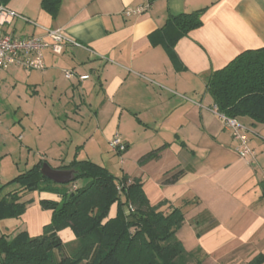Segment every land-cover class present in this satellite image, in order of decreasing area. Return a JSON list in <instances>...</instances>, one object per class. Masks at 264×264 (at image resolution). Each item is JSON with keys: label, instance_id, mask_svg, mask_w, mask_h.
Instances as JSON below:
<instances>
[{"label": "crops", "instance_id": "crops-1", "mask_svg": "<svg viewBox=\"0 0 264 264\" xmlns=\"http://www.w3.org/2000/svg\"><path fill=\"white\" fill-rule=\"evenodd\" d=\"M40 2L9 0L6 6L19 16L4 30L46 38L47 28H59L83 47L69 44L61 54L45 50L44 69L23 76L19 66L0 70V84L23 82L31 97L42 95L52 117V130L44 135L49 142L72 143L71 131L89 118L92 131L78 130L73 155L78 159L87 144L120 137L130 159L122 174L141 181L150 204L166 201L165 212L182 206L176 236L186 251L200 248L207 264H264V123L238 118L254 153L251 160L241 158L206 89L210 72L244 50L264 47V0H61L55 17ZM145 5L140 14L123 13L126 6ZM197 10L201 25L178 39L172 54L153 38L169 15ZM64 70L75 75L67 79ZM21 113L33 117L31 110ZM23 120L19 141L30 132ZM36 126L45 131L42 123ZM155 149L156 157L141 160ZM64 154L59 151L54 169L71 161ZM177 171L183 174L175 182L164 183ZM41 198L60 200L33 191L27 206L41 209ZM115 212L113 204L108 217ZM38 213L41 224L50 222L51 211ZM58 235L75 243L69 227Z\"/></svg>", "mask_w": 264, "mask_h": 264}, {"label": "trees", "instance_id": "trees-1", "mask_svg": "<svg viewBox=\"0 0 264 264\" xmlns=\"http://www.w3.org/2000/svg\"><path fill=\"white\" fill-rule=\"evenodd\" d=\"M8 1L0 0V4ZM60 3L41 0L40 5L55 17ZM200 13L169 15L153 38L158 36L172 54L175 42L201 25ZM206 89L217 112L264 123V47L244 50L210 72ZM159 150L148 152L141 160L156 157ZM43 162L39 160L0 188V220L21 214L32 203V199L21 200L25 191L50 192L60 200L39 199L40 207L51 211L42 233L30 236L20 230L10 239L0 237V264H186L202 254L200 248L186 251L176 236L183 222L182 206L165 212L166 201L150 204L139 179L129 181L125 174L118 177L90 159L74 158L56 168L73 169L74 179L56 183L41 173ZM182 174L177 171L164 183H173ZM80 179L84 183L74 186ZM12 184L17 187L3 191ZM113 204L115 215L108 217ZM67 227L75 236L71 251L58 235Z\"/></svg>", "mask_w": 264, "mask_h": 264}, {"label": "rangeland", "instance_id": "rangeland-1", "mask_svg": "<svg viewBox=\"0 0 264 264\" xmlns=\"http://www.w3.org/2000/svg\"><path fill=\"white\" fill-rule=\"evenodd\" d=\"M21 71L22 74L20 75L22 76L28 72L26 69H22ZM18 106L25 111L31 110L33 112L32 119L25 118L26 114L21 113V109H18ZM47 108L44 105L42 95L31 97L29 90L25 89L23 82L17 83L15 87L9 82L0 84V188L14 176L29 169L41 158H46L45 163L54 168L57 165L55 158L58 157L57 154L59 151L65 153L64 157L67 160H72L73 157H77L73 153H75V150L77 151L75 147L81 141V138L77 135L78 130L81 129L79 131L81 135L89 134L93 127V124L89 122L90 119H86L85 123L79 129L77 128L74 132L71 131L74 139L72 143L67 141V143L59 145L56 142H49V137L44 136L49 132V127L50 131L52 130L49 121L52 117H47ZM20 117L22 119L24 118L23 123L26 127H29L30 131L22 141H19L17 138L21 130V126L19 125ZM63 119L64 117H61V121ZM40 123L43 124L44 132L42 131L43 129L38 130L36 126ZM65 133L69 134L70 132L66 131ZM121 143L125 146L122 140ZM58 146H61V149ZM28 147H30V150L27 149ZM125 150L126 147L122 152H116L110 142H100L96 145L87 144L82 152H80V155H77L78 159H87L88 157L91 161L105 166L111 173L120 177L128 160H130L128 158L129 154L126 156ZM121 159L124 161L123 163H121ZM15 187L17 186L12 184L8 188H3V191L12 190ZM30 193L31 191L23 192L21 200L28 199ZM40 210L44 209L37 210L32 206H27L21 214L12 218L1 219L0 237L10 239L20 230H27L30 236L42 233L44 224L39 222L42 220V216L38 213ZM62 235L65 237L64 233ZM74 244H67V250L71 251L74 248ZM199 260L200 264H207L201 254L197 258L188 259L186 264H198L197 261Z\"/></svg>", "mask_w": 264, "mask_h": 264}, {"label": "built area", "instance_id": "built-area-1", "mask_svg": "<svg viewBox=\"0 0 264 264\" xmlns=\"http://www.w3.org/2000/svg\"><path fill=\"white\" fill-rule=\"evenodd\" d=\"M147 8L145 6H126L123 13L126 15L140 14ZM19 16L15 11L6 5L0 4V70H5L10 66H19L26 70H43V55L45 50H50L53 54H61L65 46L73 44L83 47L76 40L69 38L59 28H47L46 38L39 36H19L7 33L4 28L10 24L14 17ZM75 75L73 70H64L65 78L69 79ZM79 79H84L86 75H79ZM213 111L224 122L230 135L236 142V150L241 158L253 159L254 153L248 144L245 134V126L236 118H229L217 112L214 106ZM110 143L116 152H122L126 146L121 143L120 138L115 135Z\"/></svg>", "mask_w": 264, "mask_h": 264}, {"label": "water", "instance_id": "water-1", "mask_svg": "<svg viewBox=\"0 0 264 264\" xmlns=\"http://www.w3.org/2000/svg\"><path fill=\"white\" fill-rule=\"evenodd\" d=\"M41 173L56 183H67L74 179L73 169H54L43 163L40 168Z\"/></svg>", "mask_w": 264, "mask_h": 264}]
</instances>
